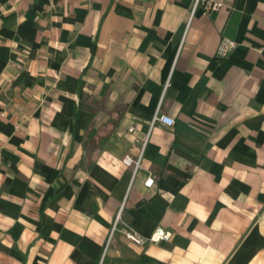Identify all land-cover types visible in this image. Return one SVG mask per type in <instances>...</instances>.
I'll return each instance as SVG.
<instances>
[{
  "label": "crops",
  "instance_id": "obj_1",
  "mask_svg": "<svg viewBox=\"0 0 264 264\" xmlns=\"http://www.w3.org/2000/svg\"><path fill=\"white\" fill-rule=\"evenodd\" d=\"M220 1L0 0V264H264V0Z\"/></svg>",
  "mask_w": 264,
  "mask_h": 264
},
{
  "label": "built area",
  "instance_id": "obj_2",
  "mask_svg": "<svg viewBox=\"0 0 264 264\" xmlns=\"http://www.w3.org/2000/svg\"><path fill=\"white\" fill-rule=\"evenodd\" d=\"M222 6H223V2H221L220 0H195L194 9L198 7H202L204 11L208 13L212 11H217ZM236 46L237 44L233 40L223 39L219 46L218 54L225 56L229 54ZM156 124L173 126L175 125V119L168 115L159 114V112H157L151 121V126H154ZM123 162L127 166H131L133 164L136 166L139 165V161L137 160L135 161L130 155H126L123 158ZM153 183H154V178L151 176L146 180L145 185L147 187H151ZM115 230H116V224L113 227V231ZM123 233L127 239L138 245H146L149 242L158 243L162 240H169L172 236L171 232L165 230L162 227L156 228V230L151 234L149 238H144L133 230H124Z\"/></svg>",
  "mask_w": 264,
  "mask_h": 264
}]
</instances>
